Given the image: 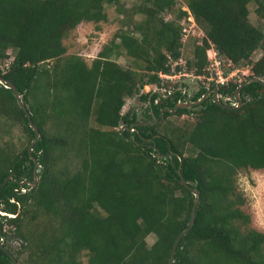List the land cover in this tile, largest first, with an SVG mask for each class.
<instances>
[{
    "label": "trees",
    "instance_id": "16d2710c",
    "mask_svg": "<svg viewBox=\"0 0 264 264\" xmlns=\"http://www.w3.org/2000/svg\"><path fill=\"white\" fill-rule=\"evenodd\" d=\"M117 2L0 0V77L14 85L39 132L30 153L36 181L20 191L17 181L32 180L26 149L33 130L0 82V117L20 122L29 139L16 152L0 148V238L7 237L4 224L14 228L35 264H167L194 200L179 183L178 169L185 181H194L199 199L172 264H264V233L246 226L234 183L240 169L264 168V84L243 85L238 108L221 107L209 95L198 110L177 108L162 115L159 111L171 109L178 92L165 98L140 93L143 85L167 86L158 72L203 73L209 43L232 66L249 65L246 77L264 80V0H183L202 36L181 64L173 63L181 57L179 19L186 12L162 16L176 0H136L131 13L142 18L131 20L130 29L120 27L89 65L77 55L63 56L65 31L80 22L104 21L103 4ZM249 2L262 26L248 20ZM7 48L14 49L11 56ZM256 49L260 55L252 61ZM120 52L137 62L139 73L110 58ZM242 81L209 87L233 97ZM205 90L200 87L192 99ZM123 95L147 101L145 119L152 114L161 121L128 131L135 119L120 113ZM183 113L198 115L189 129L164 125L168 116ZM50 117L54 132L48 129ZM91 117L97 126L88 125ZM71 142L81 154L74 172L56 163L57 151ZM8 174L15 180L3 182ZM27 224L37 229H23ZM149 234L153 241L147 244ZM8 252L17 260L1 243L0 264H13Z\"/></svg>",
    "mask_w": 264,
    "mask_h": 264
},
{
    "label": "rangeland",
    "instance_id": "374dc122",
    "mask_svg": "<svg viewBox=\"0 0 264 264\" xmlns=\"http://www.w3.org/2000/svg\"><path fill=\"white\" fill-rule=\"evenodd\" d=\"M136 2V0H118L117 3H105L103 4V9L106 15L104 21L93 23V22H80L75 27L65 31L61 38V42L64 45L65 51L63 56L77 55L81 58L87 65L90 64L91 60L95 58L97 52L101 49L102 45L107 43L113 34L121 29H130L131 20H139L142 18L140 14L131 13V7ZM254 4L249 2L247 4L248 20L251 24L256 26H262V21L253 13ZM177 9H181L186 12L182 15L179 21H182L188 16V9L185 6L183 0H176V4L170 11H165L162 13L164 19H171L176 15ZM191 15V13H190ZM192 16V15H191ZM198 27V26H197ZM194 36H188L182 41L181 45V57L180 61L183 62L185 57L190 56L191 44L196 40L198 42L201 37V32L198 28L195 29ZM117 41V39H115ZM9 55L14 53V49L7 48ZM260 50L256 49L251 54V60H255L259 57ZM116 64L123 69H132L136 73L140 72V68L136 66L137 62L133 63V59L125 56L123 52L119 55L110 56ZM223 58V57H222ZM223 69L228 72L233 70L231 76L228 78V82H238L243 80L250 73L249 65L239 64L236 66H227L226 60L223 58ZM50 67L51 62H47ZM181 69V68H180ZM179 70V69H178ZM189 75V79L197 82L200 85L209 86L210 83L205 79V75L200 74V79L193 78L194 75L191 71L182 70ZM185 76L179 77V79ZM176 78H174L173 82ZM170 82L168 84H172ZM153 85H143L141 89L148 91ZM140 89V90H141ZM123 104L120 108V113L126 111L129 107L136 108L137 105H142L137 99L136 95L127 96L123 95ZM224 103V102H223ZM226 105H230L225 103ZM198 120V115L194 113H183L170 115L165 119L164 125L170 129H189ZM163 121V120H162ZM158 124V123H155ZM53 120L50 117L48 120L49 130L54 132ZM88 125L97 126L93 121L92 117L88 121ZM165 127V126H164ZM158 130L163 131V129L158 128ZM60 131V129H59ZM29 141L27 134L24 131L20 122L13 120V118H2L0 117V148L9 151H18L26 145ZM70 147H66L61 151H57L59 155L56 161L58 167H67L69 172H74L78 166L81 159V154L75 148V143H70ZM235 190L240 193L243 198L242 204L239 208L248 216V221L246 226L253 230L264 233V168H246L240 169L234 176ZM10 216V214H8ZM6 234V239L0 238V243H4L11 250V252L17 257L16 262L18 264H35L34 261L28 260V249L26 248V242L21 236L15 234L14 228L7 224L3 225L2 228ZM23 229L30 231H35L37 228L31 224H27ZM14 233V234H13ZM146 243L150 244L153 241V235L149 234L145 237Z\"/></svg>",
    "mask_w": 264,
    "mask_h": 264
},
{
    "label": "water",
    "instance_id": "95a60500",
    "mask_svg": "<svg viewBox=\"0 0 264 264\" xmlns=\"http://www.w3.org/2000/svg\"><path fill=\"white\" fill-rule=\"evenodd\" d=\"M185 81V80H183ZM250 81H258L262 84H264V80L262 79L261 76H255V75H252V76H248L246 78L243 79V81L241 83H239L235 90H234V94H233V97L234 99L236 100V105H226L222 102V100H220L219 98H217V92L215 89H212V90H208L206 91L202 97L194 102H181V103H176L171 109H162L160 110V115H162L163 111H168L169 113H173L177 108H187V109H192V110H198L199 109V104L201 103V101L206 97V95L209 93V92H212V98H213V101L215 103H217L219 106L221 107H224V108H229V107H232V108H238L240 107L241 105V100L239 98V90L240 88L245 85L246 83L250 82ZM0 82H3L6 84V86L11 90L12 94H13V97L15 98V101L18 105V107L22 110L24 116L26 117L27 119V123H28V126L33 130V137L32 139L30 140L28 146H27V154L28 156L31 158L32 162H33V170H32V180L31 181H27V180H21V181H17V184L19 186L23 185V184H28L30 186H32L35 181H36V160L33 156H31V149H32V145L33 143L37 140L38 138V135H39V132H38V129L36 128V126L31 122V119L29 117V113L26 109V106L24 105V103L22 102L21 98H20V95L18 94V92L16 91L14 85L7 79H4L2 77H0ZM162 117V116H161ZM162 118H160L159 121H161ZM155 121L152 120V121H147L145 123H150V124H153ZM120 130H122V127L120 128ZM160 154L157 152V156H159ZM176 173L179 177V183L181 185H184L185 187H187V189L191 192V194L194 196V200L192 202V205H191V209H190V217H189V221L187 223V225L176 235V237L174 238V241L171 245V248H170V251H169V255H168V259H167V264H172L173 262V257H174V252H175V248L177 246V243L179 241V239L190 229L191 225L193 224V221H194V212H195V206L198 202V199H199V195H198V190L195 188V183L194 181H185L184 178L181 176L180 172L178 169H176ZM7 178H11L12 180H15L13 179L12 177V174H8L7 177H5L3 179V182H5L7 180ZM0 214H2V212H0ZM0 247H1V243H0ZM8 255L10 256L13 264H18L16 262V260L12 257V255L8 252Z\"/></svg>",
    "mask_w": 264,
    "mask_h": 264
},
{
    "label": "built area",
    "instance_id": "2783aa9c",
    "mask_svg": "<svg viewBox=\"0 0 264 264\" xmlns=\"http://www.w3.org/2000/svg\"><path fill=\"white\" fill-rule=\"evenodd\" d=\"M188 16L183 19L182 21H179L180 25V31H181V38L180 41L182 42L186 37L188 36H194L195 34V29L198 28V30L201 32L202 31L197 25L195 24L192 16L190 15L189 11ZM202 36V35H201ZM199 43V42H198ZM205 57H206V64L203 67V75H205V79L208 81V83H213L215 85H224L228 82V78L231 76L233 70H229L228 72L224 71L223 69V58L219 55L218 51L215 49V47L209 43V46L205 49ZM12 57H9L7 62L11 60ZM227 66H231V63L228 59H225ZM7 62H5V65H7ZM173 64H181V61H175ZM184 70L183 68H181ZM181 69L174 71L172 68V72L170 73H165V72H158L157 75L158 77L166 81L167 84L170 82H173L174 78L175 81L179 79L181 76H189L185 71H181ZM202 74V73H201ZM193 78L200 79V74L198 75H193ZM174 81V82H175ZM230 103V105H236V101L233 97H226ZM20 191H24L23 188H20Z\"/></svg>",
    "mask_w": 264,
    "mask_h": 264
},
{
    "label": "flooded vegetation",
    "instance_id": "af4514ba",
    "mask_svg": "<svg viewBox=\"0 0 264 264\" xmlns=\"http://www.w3.org/2000/svg\"><path fill=\"white\" fill-rule=\"evenodd\" d=\"M185 80V81H183ZM200 87H204L206 90L199 96L197 97L196 99H192L193 98V94L200 88ZM212 89H215L216 88H210L209 86H204V85H200L198 84L197 82L189 79L188 76L186 77H183L181 79H178L176 80L175 82H173L172 84H167V86H161V87H151L148 91H152V92H157L160 94L161 97L165 98V97H168V96H172V94L174 92H178V97L175 101V104L176 103H181V102H194L198 99H200L202 97V95L208 91V90H212ZM148 91H144L143 89L140 90V93H147ZM217 92V90H216ZM211 96L212 98V92H209L205 98H207L208 96ZM217 98H219L220 100H222V102H224V104L227 102L228 104L229 101L227 99H225L226 97H230V95H224V96H221L218 92H217ZM205 98L203 100H205ZM234 98V97H233ZM213 99V98H212ZM139 100V99H138ZM202 100V101H203ZM140 102H142V105H137L136 108H133L132 106L129 107L126 111L122 112L123 114L125 112H128V118L130 119L132 117V115L134 114V119L135 121H133L131 123V125L129 126L128 128V131H132L133 128L132 126L133 125H136V124H150V123H145L147 121H152L154 120L155 122H159V120H155L154 116H152L150 110H148L147 113H150V117L151 119H145V109L147 107V101H142V100H139ZM201 101V102H202ZM153 102H159V99H154ZM174 104V105H175ZM230 106V105H229ZM199 108H200V104H199ZM162 109H167V108H162ZM161 109V110H162ZM192 110V109H191ZM159 114H160V111H159ZM142 119V120H141ZM141 120V121H139ZM154 122V123H155ZM122 127V129L125 128V125H121L120 128ZM22 186V185H21ZM19 186V188L21 187ZM18 188V189H19Z\"/></svg>",
    "mask_w": 264,
    "mask_h": 264
}]
</instances>
